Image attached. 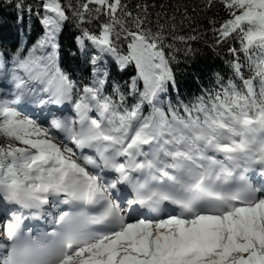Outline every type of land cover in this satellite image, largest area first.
I'll use <instances>...</instances> for the list:
<instances>
[{"label":"snow or ice","instance_id":"obj_1","mask_svg":"<svg viewBox=\"0 0 264 264\" xmlns=\"http://www.w3.org/2000/svg\"><path fill=\"white\" fill-rule=\"evenodd\" d=\"M5 5L37 34L0 48V264H264V0Z\"/></svg>","mask_w":264,"mask_h":264},{"label":"trees","instance_id":"obj_2","mask_svg":"<svg viewBox=\"0 0 264 264\" xmlns=\"http://www.w3.org/2000/svg\"><path fill=\"white\" fill-rule=\"evenodd\" d=\"M38 2V0H36ZM165 3L172 2L175 3L176 0H164ZM192 3L193 0H188ZM11 10L6 7L5 0H0V48L7 46L8 48H13L16 46L17 40L20 37L25 38L31 42L37 33L28 34V30L25 27L21 30L17 22L12 19L10 14ZM31 23L37 29H40L39 20L33 16L29 22L26 18L25 25ZM61 45H62V63L69 70L73 71L76 75L84 74L85 77L88 75L89 66L84 63L83 57L80 56L77 45L75 44L72 34L67 30L61 35ZM204 52V56L198 57V62L193 65L191 61L181 62L176 67L178 74V81L182 92H188L190 89L195 88V83L192 81V75L200 68H213L220 67L222 61L220 58L214 57L210 51H208L202 44L198 45ZM75 54V55H73ZM183 61V58H182ZM107 67L110 71V78L121 83L123 85L124 81L129 80V77L135 75L134 67L129 66L127 69L121 71L115 60L111 57H106L105 61Z\"/></svg>","mask_w":264,"mask_h":264}]
</instances>
